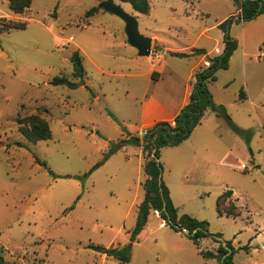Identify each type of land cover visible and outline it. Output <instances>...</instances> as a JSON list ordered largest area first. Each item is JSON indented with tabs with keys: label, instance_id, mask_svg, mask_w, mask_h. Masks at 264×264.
<instances>
[{
	"label": "rangeland",
	"instance_id": "obj_1",
	"mask_svg": "<svg viewBox=\"0 0 264 264\" xmlns=\"http://www.w3.org/2000/svg\"><path fill=\"white\" fill-rule=\"evenodd\" d=\"M102 1L32 0L16 13L7 0H0V257L5 261L0 264H104L102 252L87 244L123 242L135 226L144 166L138 168L139 145L118 143L137 136L142 93L133 90L145 88V76L118 73L133 72L134 65H152L150 55L139 56L127 42L124 21L101 8ZM206 1L238 8L234 0ZM114 2L136 17L141 34L146 35L147 27L167 37L165 28L134 11L130 3ZM180 2L148 0L160 19L171 10L167 6L177 8ZM220 15L214 11L210 20ZM238 15L229 16V23L241 22ZM263 19L261 13L244 21L247 36ZM16 21L24 22L25 28L7 30ZM229 23L226 30L218 27L224 47L225 36L231 35ZM249 44L247 72L264 70V58H257L264 54V38L252 34ZM75 50L81 55L87 86L51 83L55 76L75 80L71 62ZM238 75L223 91V106L244 133L237 134L210 109L199 127L210 126L223 134L232 150L229 163L219 165L206 145L195 141L200 129L192 130L178 146L161 147L159 161L178 214L206 221L208 231L230 245L234 252L227 264H264V79L254 84L257 96L251 105L239 98L245 90L240 59ZM148 78L151 91L156 77L150 72ZM164 84L159 81L157 89ZM100 87L111 92L105 90V97L96 102ZM35 114L47 121L50 138L31 142L21 133ZM113 146L121 150L104 166L96 165L118 150L110 153ZM227 189L234 191V198L220 202L221 207L236 205L237 216L217 212L216 200ZM161 222L164 218L149 213L126 264L221 262L224 255L214 249L217 241L212 237H202L196 245L160 227ZM255 229L262 235L256 237ZM105 264L121 263L111 258Z\"/></svg>",
	"mask_w": 264,
	"mask_h": 264
},
{
	"label": "crops",
	"instance_id": "obj_2",
	"mask_svg": "<svg viewBox=\"0 0 264 264\" xmlns=\"http://www.w3.org/2000/svg\"><path fill=\"white\" fill-rule=\"evenodd\" d=\"M180 1L181 2L177 8L167 6L168 9L170 8L171 10H167L168 14L164 19H160L156 14H154L153 6L151 5L149 7L148 13H145V16L152 18V21L154 23L165 28L168 32L167 37H164L160 33L153 31L152 29L148 31L147 27H145V34L151 38V46L155 48L160 55L158 58H155L154 62L151 60V57L149 58L147 56L152 66L141 67V65H134L133 72L121 71L120 73H118V75L124 76H145V88L141 90L140 88L135 87L133 90L142 93L141 100L139 101V117L141 123L136 129L135 135L140 136L144 128L146 129V127L154 125L156 122H174L175 116L190 100V94L195 83L196 72L205 68L209 64V58L223 54V34L218 30L219 24L229 16L236 15L240 12L238 8H230V6L225 4L215 5L207 2L206 0H203V2H201L202 0ZM214 11H219L221 15L215 18L214 21H211L210 17L212 15V12ZM262 14L264 15V13ZM257 27L258 28L256 29L255 27L251 33L263 40L264 19L261 20ZM248 30L249 28L247 24L242 21L234 22L229 25V32L231 34L230 37L236 40V48L229 57L227 68L217 69L215 71V79L207 83L212 98L217 104H226L223 99V91H226V89L229 87V82H231L234 77L239 76V59L241 61V72L243 73L245 81V90L244 92H239V98L245 99L249 102V104L252 105V98H256L257 96L254 84L262 83V78L264 79V70L262 69V71L260 68L259 70L249 69V71L247 72V63L250 56L249 38L252 35L250 33L247 36ZM195 49H204L205 52L197 53L194 52ZM165 53L167 54V56L164 55ZM174 53H188V55L177 56ZM136 63L138 64L139 62L136 61ZM150 72H152V75L156 77V81L154 82V87L156 88L151 91L149 89L152 85V82L148 78ZM159 81H165L164 88L160 90L157 89V87H159L157 85ZM248 81H250V83H248ZM80 86H87V81H84L83 85ZM105 90L106 89L100 87V93L97 92V94L94 95V101L98 102L100 99L105 97ZM106 91L111 92L108 90ZM112 105L116 106V104L114 103ZM204 112L205 113L203 114V117L204 115L207 116V110H205ZM202 125H204V122H201L199 125L193 128V131L195 129H200L196 134L195 141L202 144L204 143L206 145L205 148H207L206 150L208 154H214L219 165H225L229 163L227 160L230 158L232 150L226 143L223 142V134H221L216 128H212L210 126L199 128ZM120 150L121 148L107 157L105 161L100 165L104 166L111 159V157ZM124 158L128 162L132 161L130 154H124ZM137 162L138 168H140L141 166L143 168L145 163V155L142 145H139ZM242 167H244V165H242ZM146 178L147 175L145 173L144 179ZM231 196H233L234 198V191H232ZM230 197L228 198L229 200ZM141 200L136 205V214L137 207ZM151 211H153L157 216H160L157 210ZM160 225H164L160 227H168L176 235H180V237H183L187 241L193 243V241L189 239L184 233H182L181 231L173 230L170 226H167L165 222H161ZM256 230L258 229H255V231ZM129 234L130 233H128V238L124 239L123 242H117L116 244H107L105 245V247L126 244L129 239ZM261 235L262 231L259 230L255 234L256 237H259ZM217 244L218 243L215 242L214 249L217 247ZM88 245L89 244H87V246ZM100 257L102 258V262L104 264L107 263L109 259L113 258L112 256H108L105 253H101Z\"/></svg>",
	"mask_w": 264,
	"mask_h": 264
},
{
	"label": "trees",
	"instance_id": "obj_3",
	"mask_svg": "<svg viewBox=\"0 0 264 264\" xmlns=\"http://www.w3.org/2000/svg\"><path fill=\"white\" fill-rule=\"evenodd\" d=\"M9 7L16 13L24 11L31 5L32 0H7ZM128 2L134 9V11L145 14L149 11L148 0H121ZM239 12V19L243 22L257 17L264 12V0H234ZM95 7L89 9L86 12V16L91 15L95 11ZM232 17L225 19L219 24L220 27L225 28L231 21ZM230 24V23H229ZM25 23L21 21L11 22L7 26L9 29H24ZM225 47L223 54L209 58V64L196 72L195 83L193 85L189 102L180 110L175 116L174 122L168 121L156 122L151 129H147V132L141 136H131L126 139H122L118 144L122 145L126 142H134L137 145H142L145 163L144 171L147 178L143 182L144 196L137 207L136 222L132 231L129 234L128 242L124 245L108 246L105 247L100 244H89V248H93L108 256H112L117 259L121 264H126L130 259L131 244L137 239V236L146 224L147 217L151 210H157L159 215L164 218L165 224L169 225L175 231L183 232V228L188 229V233H184L194 244L198 245L199 240L202 237L210 236L219 244L217 251L222 257L219 264H227L231 259L233 250L226 241L220 238L219 234H211L207 229V222L198 220L187 214L179 215L177 208L173 204L169 190L162 179V166L159 161V149L163 146H175L185 140L193 130V128L202 122V117L206 109H210L221 117L229 127L237 134L242 135L244 130L235 125L230 117L227 115L225 108L221 104L214 102L211 92L208 88V82L215 79V71L219 68H227L228 60L233 51L236 48V40L230 36H225ZM194 52L204 53V49H195ZM177 56H187L188 53H174ZM71 62L73 66V76L75 80H70L66 76H55L51 83L55 85H66L69 88H77L83 85V77L85 74L82 58L78 50H75L71 54ZM29 127L22 126L21 133L31 142H36L51 137V130L45 119L38 115H31L28 117ZM118 149L117 146H113L110 149V153ZM109 155V154H108ZM107 155V156H108ZM103 161L98 162L96 165H100ZM232 191L226 190L220 194L216 200V209L218 213H225L228 216H237L240 213L237 211V206H233L229 203V206L221 207V203L225 204L230 202L228 199L231 196ZM222 204V205H223ZM231 207V208H230ZM247 248V246H246ZM202 252V251H201ZM203 253V252H202ZM205 255V253H204ZM1 263L5 261L0 257Z\"/></svg>",
	"mask_w": 264,
	"mask_h": 264
},
{
	"label": "water",
	"instance_id": "obj_4",
	"mask_svg": "<svg viewBox=\"0 0 264 264\" xmlns=\"http://www.w3.org/2000/svg\"><path fill=\"white\" fill-rule=\"evenodd\" d=\"M99 6L124 21L127 42L137 50L139 56H148L151 49V38L139 32L136 17L124 11L121 5L116 4L114 0H103ZM182 230L186 234L189 232L185 228Z\"/></svg>",
	"mask_w": 264,
	"mask_h": 264
},
{
	"label": "built area",
	"instance_id": "obj_5",
	"mask_svg": "<svg viewBox=\"0 0 264 264\" xmlns=\"http://www.w3.org/2000/svg\"><path fill=\"white\" fill-rule=\"evenodd\" d=\"M69 40L71 41L72 40V38L70 37L69 38ZM149 55H150V57H152V59H154L155 60V58H158L160 55H159V52L155 49V48H153L152 46H151V49H150V53H149ZM257 58L259 59V60H261V59H263L264 58V54L261 52V53H259L258 55H257ZM147 132V128L145 129H143L142 130V132H141V135H143V134H145ZM140 135V136H141Z\"/></svg>",
	"mask_w": 264,
	"mask_h": 264
}]
</instances>
